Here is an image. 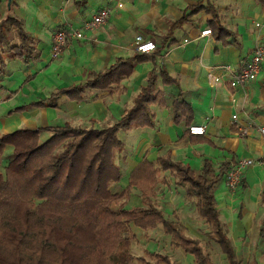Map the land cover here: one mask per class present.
Here are the masks:
<instances>
[{
	"label": "crops",
	"instance_id": "1",
	"mask_svg": "<svg viewBox=\"0 0 264 264\" xmlns=\"http://www.w3.org/2000/svg\"><path fill=\"white\" fill-rule=\"evenodd\" d=\"M197 4L205 7L196 10ZM211 4L217 10L214 17L206 9ZM103 7L112 8L108 21L52 58L53 33L66 24L81 26ZM10 11L23 18L27 31L34 36L40 57L36 66L31 62L26 67L19 59L20 63L10 61L12 74L7 76L6 71L7 78L0 82V90L7 88L0 96V107H6L8 114L3 123L0 121L5 132L18 126L11 119L14 112H19L9 111L51 96L57 106L20 111L18 120L35 128L46 125L42 123L46 117L59 113L65 122L74 125L95 126L101 122V126H107L121 118L144 87L152 94L164 92L168 104L181 94L193 106L191 125L206 124V132L201 135L205 140H180L185 131V117L181 118V123H176L169 105L153 103L150 108L155 113L154 125L134 127L126 132L129 146L124 159L128 174L143 158L156 159L169 149L174 160L183 161L196 170L203 167L205 159L211 160L216 171L222 162L230 166L243 157L260 159L244 169L241 184L234 192L228 190L225 181L226 189L215 191V195L220 216L238 253H244L245 259H252L254 264H264V135L259 130V126H264V59L256 79L245 87L230 89L221 82L212 86L206 78L210 68L223 71L222 66L230 65L233 71H238L251 58L256 43L264 44L263 2L15 0ZM181 17L183 20L174 24ZM212 19L230 33L220 36L212 31L210 35H202L203 30L211 28ZM137 34L155 40L157 49L140 56L143 59L133 63L132 73L120 83L113 82L106 89L87 88L80 101L66 93L55 94L58 89L80 84L119 62L131 61L138 55L133 48ZM23 78L24 82L14 89ZM14 100L18 105L12 107ZM234 113H238L237 119H233ZM245 126L250 127V133L239 136V128ZM163 174L168 181L161 185H170L173 176H168L169 171ZM223 179L226 180V176ZM173 180L176 181L175 177ZM178 184L180 187L175 191L181 193L182 200L193 201L195 207L196 199L187 197L183 185ZM222 207L227 215L229 211L227 222L223 220Z\"/></svg>",
	"mask_w": 264,
	"mask_h": 264
},
{
	"label": "trees",
	"instance_id": "2",
	"mask_svg": "<svg viewBox=\"0 0 264 264\" xmlns=\"http://www.w3.org/2000/svg\"><path fill=\"white\" fill-rule=\"evenodd\" d=\"M203 7L197 4L195 8ZM206 9L213 17L217 15L214 5ZM7 13L4 16L0 6V82L6 74V54L25 65L40 57L23 18ZM211 29L220 36L230 33L214 19ZM145 54L138 53L131 61L119 62L55 94L66 93L80 101L87 88L106 89L113 82L120 83ZM153 103L169 105L176 123L185 117L180 140H205L202 134L190 133L194 111L188 100L179 94L168 104L164 92L152 94L148 87L141 89L121 118L104 127L66 121L0 131V160L6 158L0 170V264H177L166 253L147 251V256L130 250L136 239L134 227L150 230L160 224L170 235L172 246L193 255L196 264H213L200 238L190 235L180 220L169 219L157 204L158 188L168 181L165 171L183 185L187 197L196 199L195 209L209 227L205 235L219 245L229 264H254L238 253L217 206L216 184L226 176L228 162H222L216 171L211 160L205 159L203 167L196 170L174 160L169 149L156 159L143 158L130 171L127 185L120 186L124 173L118 157L125 141L119 130L153 126ZM45 106H57L54 96L9 112ZM44 132L49 135L43 139ZM134 187L141 203L127 206Z\"/></svg>",
	"mask_w": 264,
	"mask_h": 264
},
{
	"label": "rangeland",
	"instance_id": "3",
	"mask_svg": "<svg viewBox=\"0 0 264 264\" xmlns=\"http://www.w3.org/2000/svg\"><path fill=\"white\" fill-rule=\"evenodd\" d=\"M0 6L3 11V15L4 16L7 15L8 14L7 12H9V9H10L8 7V0H3ZM10 58H13V57H11L10 54H6V60L8 63V68L6 70L8 72L7 76L12 74V70H13L12 69L13 64L10 61L16 60L17 63H20V61H17V59H10ZM33 63H35L34 65L36 66L37 61H34ZM24 66L28 67L27 65H24ZM36 72H38V70ZM7 76L5 78H7ZM23 82H24V78L21 81L20 80L18 81L14 89L19 87V85L22 84ZM6 89L7 88L0 90V96H3L4 93H6L7 91ZM12 105H13L12 107H14L15 105H18V101L14 100L12 102ZM0 109H1L0 121L1 123H3V118L4 117L7 118L8 114L5 111L6 107L1 106ZM19 113H15V112L13 113L14 115L11 121L13 122L15 121V123H17L18 126H13L10 131H13L19 127H30L29 124H26L25 122H20L18 120L20 116ZM63 121L65 122L64 118L59 113H57L55 117L54 116L46 117V119L42 123L46 125H57V124H62ZM100 123L101 122H98V124L95 126L104 127V126H101L102 124ZM4 128L5 126L1 124L0 126L1 133L7 131V130H4ZM126 132L127 130L123 128L119 130V136L126 142L124 150L121 152V154L118 157V162L122 165V167L124 165L123 167L124 175L120 181L121 182L120 186L127 185L128 175H129L128 174L129 170L127 167H125L126 165H125V159H124L126 158V153H127L128 146H129L127 142L128 140L125 136ZM48 135H49L48 132H44L42 138L44 139ZM7 152H9V150H7ZM5 163H6V158L3 160H0V170H3ZM168 176L170 177V175ZM225 181H226L225 179H221L220 181H218L216 184L215 191H220L222 189L225 190L226 189ZM176 182L177 181H174L173 177H171L170 185L166 186L165 184H163V185H160L161 187L159 186L161 189L158 188V194L156 197L157 204L160 205V207L164 210L165 215L169 219H175V220L181 219L182 223L187 226L188 233L192 236L200 238V242L203 248L210 254L213 260V264H229L226 256L222 253L219 245L215 243L214 241L209 240L208 237L205 235L206 231L209 229L208 224L205 223L204 220L198 215L197 211L195 210V207L193 206V201L185 200V199L182 200L181 193L175 191V188L180 187V185ZM132 191L134 192V194H132L133 196L129 198L127 206L133 205L134 202H137L138 204L141 203L140 195H137L135 192V191H138V189L134 187ZM182 192L184 191L182 190ZM222 210H223V220H226L227 222L229 218V211L227 215V213L224 212L225 210L223 207H222ZM133 230L136 234V239H134L131 242L130 250L135 255H144L146 254L147 251H159L162 253L169 254L176 261L177 264H196L194 261L193 255L184 252V250L180 247L176 248L171 245V237L169 234L164 232L163 226L161 224L155 229L142 230L140 228L134 227ZM235 243H238V241H235ZM146 255L149 256L148 254Z\"/></svg>",
	"mask_w": 264,
	"mask_h": 264
},
{
	"label": "built area",
	"instance_id": "4",
	"mask_svg": "<svg viewBox=\"0 0 264 264\" xmlns=\"http://www.w3.org/2000/svg\"><path fill=\"white\" fill-rule=\"evenodd\" d=\"M120 6L122 3L119 4ZM112 13V8L103 7L94 13L90 18L84 20L81 26L66 24L57 29L52 35V58H57L65 48L72 44L75 40L87 38V32L97 29L100 25L108 21ZM259 25V23H257ZM212 29L207 27L201 32L202 35H210ZM134 50L138 53L149 54L157 49V43L153 39L144 38L142 34H137L134 40ZM264 59V44L257 42L254 53L246 64L238 71H233L230 65H225L223 71H216L210 68L206 72L207 82L216 86L220 82L226 87L232 89L237 87H245L248 82L256 79ZM238 118V113L233 114V119ZM190 133L205 134L206 124H194L190 126ZM259 130L264 135V126H259ZM250 133V127H240L239 136H245ZM260 162V159L243 157L232 162L226 171V183L229 191L234 192L241 183L244 169L252 164Z\"/></svg>",
	"mask_w": 264,
	"mask_h": 264
},
{
	"label": "water",
	"instance_id": "5",
	"mask_svg": "<svg viewBox=\"0 0 264 264\" xmlns=\"http://www.w3.org/2000/svg\"><path fill=\"white\" fill-rule=\"evenodd\" d=\"M14 0H8V7L10 8Z\"/></svg>",
	"mask_w": 264,
	"mask_h": 264
}]
</instances>
